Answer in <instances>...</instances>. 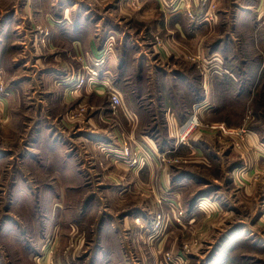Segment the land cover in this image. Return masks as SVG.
<instances>
[{
    "label": "crops",
    "instance_id": "1",
    "mask_svg": "<svg viewBox=\"0 0 264 264\" xmlns=\"http://www.w3.org/2000/svg\"><path fill=\"white\" fill-rule=\"evenodd\" d=\"M0 1L3 3L0 17L4 16L0 20V73L5 71L11 48L17 53L13 61L14 78L8 83L14 87L10 103L14 102L15 113L20 116L29 110L36 116L34 131L44 129L48 130L47 134L54 131L48 142L53 147H61L60 158L63 156L73 162V172L69 183L53 186L58 185L69 202L78 196L86 201L84 210L72 216L85 223L72 220L69 226L64 218L61 219V212L65 214L67 208L53 200L50 211L55 223L47 225L40 233L35 254L40 255L43 248L51 250L54 259L61 264H81V260H87V264H164L162 252L168 235L165 231L163 235H156L152 242L149 240L150 215L156 211L169 214L175 210L168 202L171 189L168 169L164 165L157 171L154 165L158 155L162 162L167 154L173 153L182 163L204 164L208 168L217 166L225 172L228 168L233 180L238 179L241 184L244 180L250 181L249 178L258 172L264 173V127L252 129L258 124L256 122L240 126L245 112L238 124H233L235 121L231 122L226 116L243 100H246L244 109L246 105L248 108V98L254 100L258 87L264 85V0H139V7L131 5L133 0H22L12 7L11 13H8L5 0ZM18 17L47 27L48 46L38 43V38H43L42 31L30 36L24 24L16 26ZM231 17L233 31L228 30L224 39L221 37L216 43L212 42L211 48H206L204 39L216 31L215 27L205 33L202 30ZM130 19L150 20L156 30L163 31H139V38H134L133 32L124 27ZM240 19L250 31H238ZM10 25L11 28L15 25L13 31L21 30L13 35V46L9 45L13 42L12 35L4 33ZM141 32L145 35L156 33L157 41L162 44L158 42L149 51ZM110 36L117 40L112 50L108 43L104 44ZM130 48H133L131 53ZM99 50L109 51L101 67L95 65ZM236 51L240 52L239 59L234 57ZM151 54H157L160 63L156 59L152 61ZM212 54L223 58V64L217 63L221 74L215 73L213 63L205 61ZM130 55L136 60L132 66L126 64ZM193 57L196 61H192ZM147 68L157 71L151 74L146 72ZM79 79H83V84L76 87ZM110 87L122 100L113 114L120 127L118 133L129 140L132 148L135 144L142 147L149 157L147 165L137 172L111 154L118 150L121 141L114 137L115 130L101 126L102 118L108 117L111 111L109 106L102 107V100L110 103L107 93ZM76 105L92 107L88 113H96L92 118L85 116L87 125H79L81 129L77 131L76 125L65 123L63 118L57 122ZM194 112L201 123L220 121L231 127L249 128L243 150L235 149L226 137L210 135L201 126L191 128L189 120ZM253 115L257 120V115ZM102 151H109L106 159ZM48 158L50 164H55L54 158ZM99 162L105 163L108 169L99 170ZM40 171L36 173L45 174L44 169ZM55 175L52 172L49 179H55ZM191 175L190 182L195 178L193 173ZM134 177L143 184L139 190L153 194L158 209L132 202L130 206L116 209L114 214L113 208L104 201L129 194L136 184L127 185L128 180L133 181ZM187 177V174L175 176L174 186L186 185ZM46 186L51 194L57 193L51 185ZM95 192L99 194V201L87 203L88 197ZM248 192L252 190L248 191L246 186L245 194ZM209 195L217 199L213 198L215 200L208 205L209 210L214 211L220 195L217 191ZM222 197L220 203L228 205V197ZM197 208L191 205L190 212ZM92 214L103 215L106 222L91 223ZM189 219L188 224L192 225L195 218ZM14 243L13 252H20L10 255L6 249L5 253H0V264H34L33 251L22 248V235L21 240ZM71 245H75L72 250Z\"/></svg>",
    "mask_w": 264,
    "mask_h": 264
},
{
    "label": "rangeland",
    "instance_id": "2",
    "mask_svg": "<svg viewBox=\"0 0 264 264\" xmlns=\"http://www.w3.org/2000/svg\"><path fill=\"white\" fill-rule=\"evenodd\" d=\"M5 2L8 13H11L13 11L12 7L15 8L21 4L22 0H5ZM131 5L139 7V0H133ZM2 6L3 3L0 1V7ZM141 11L142 10L140 9L139 13ZM3 17L4 16L0 17V20H2ZM18 18L19 20L16 26L24 24V28L29 31L28 35L30 36L33 35V32L35 31H42L43 38H38V43H43L45 46H48V38L50 35L47 27L35 22H33L34 24H31L33 20L30 19H26L25 21L22 20L21 17ZM128 21L129 23H124V27L133 32L134 38H139V31H163L156 30L150 20L134 21L130 19ZM183 21V25H185L186 21ZM233 22L232 17L230 20L221 19L216 26L211 28L208 27L207 30H202L205 33L206 31H212L215 27L214 31H216V33L209 35L204 39V44H207L206 48H211L214 43L213 41L216 43L221 37L224 39L225 32L228 30L233 31ZM11 26L12 25L8 26V29L4 31V33L10 36L12 35L10 40L13 41V35L16 31L21 30L13 31L12 29H15V25L12 28ZM237 29L238 31H250L243 19L238 21ZM30 32H32V34H30ZM141 35L146 39L144 46L145 48H149V51L153 49V45H156L159 42L157 41V37H155L156 33H154V35L149 33L145 35V33L141 32ZM116 42V38L110 36L104 44L106 45L108 43L112 50L116 45ZM13 43L14 41L9 45L13 46ZM159 43L162 44V42ZM11 49L12 51L6 58L8 61H5L6 66L4 68L6 74L4 73L5 71L0 73V253H5L7 249L10 255L18 254L20 250L13 252V247L16 245L14 241L18 239L21 240L22 235V248L33 251L32 258H36L38 255L35 254V252L38 251L36 240L47 225L52 226L55 223L50 211L53 200H57L62 207L67 208L65 214L64 212H61V219L64 218L65 224H68L69 226L72 223V220L76 221L72 216H74L75 213L79 214L81 210H84L86 201L84 202L82 196H78L69 202L68 197L63 194L64 191L60 190L58 185L53 186V184L58 183H69L72 179L73 172L71 168L73 162L67 160V158L63 156V159L60 158L61 152L59 149H61V147H53V145L48 142L52 136L51 133L54 134V131L52 130L53 132H49L48 134L46 132L48 130L44 129L41 132H39V130L34 131L35 125H33V122L34 119H36V116H34L30 110L26 112L22 110L24 111L22 112V115L24 116H20L19 113H15L14 102L10 103L14 87L10 86L8 83H11L14 78L15 69L13 61L17 54L14 52L13 48ZM108 50L110 51V49ZM108 50L105 51L109 52ZM131 52H133V48H130V53ZM101 53H103V51L99 50L95 57L100 58L102 55ZM239 53L240 52L238 51L234 52V57L239 59ZM155 55L157 54H151L150 58L152 61L153 59H156L157 63H160L157 59L158 57ZM18 56H20V54H18ZM128 57L126 64L132 66V64L136 62L135 57L133 55ZM104 59L106 61V58ZM192 61H196V58L193 57ZM205 61L207 63H213L215 68H217V65L219 66V64L215 63L224 62L222 56L219 54H212L206 57ZM104 63L101 64L100 67L104 65ZM198 70L199 72L202 70L201 65H199ZM155 71H157V69H152L150 71L148 68L146 69V72H150L151 74H154ZM81 80L83 81V79L78 80V84ZM263 88L264 85L262 84L258 87L259 91L254 100H249L248 98L246 103L248 104V108L246 105V108L244 109L246 100H243L237 104L239 107L234 108L233 112L226 114V116H228L227 118L230 121L234 120L235 122L233 124H238L242 118V113L245 112L246 115L242 118V121L239 124L240 126L256 122L258 124L252 127V129L260 130L263 128ZM107 91L109 98L110 93L114 90L110 87ZM108 103L106 99L102 100V107L108 108L109 106L111 111L108 117L102 118V121L104 122H101V126L110 127L112 131L115 130L114 137H116L119 142L121 141V144H118L120 145L118 150H113L111 154H114L116 159L123 162L128 169L137 172L139 168L142 169L147 165L146 159L149 157L146 153L142 152V147L135 144L134 149L137 150V156L142 159L144 158V161L139 165L136 164L135 167H130L128 163H126V160L121 158L122 144L127 143L130 146V143L122 133H118L121 132L119 131L120 127L116 119L114 120L113 118V114L117 112L120 106L116 110H113L111 104ZM91 108L89 109V107L85 105H76L68 115H63L61 118L57 119V122L63 118L65 123L68 122L76 125L75 130L77 131L78 129H81L79 125L81 127L87 125V120L84 121L85 116L92 118L96 115L93 111L92 114H89L90 110H92ZM253 114L257 115V120H254ZM239 118L240 120L238 121ZM110 120H112V122L109 124ZM218 124H223L231 133H233V130L243 131L244 138H242L244 140L242 141L241 148L237 146L236 142L238 139L242 140L239 136L237 137L234 134L221 133L211 129L210 126ZM200 126L209 132L210 135L221 136V138L226 137L235 149L239 151L243 150L246 130L248 131L249 128L231 127L220 121L215 123L199 122L198 127ZM73 133L74 131H72V134ZM57 137L58 136H56L55 139H57ZM60 140H63L62 137H60ZM102 152L104 159H106L109 151ZM167 155L168 156L164 162L161 161L162 158L158 155L156 160L157 163L154 162V165L157 171L160 170V168L163 169L164 165H166V168L168 169L170 177L169 183L171 186L168 194V202L172 205L175 211L173 210L174 213L171 212L169 214L156 211L150 215L152 229L150 231L149 239L152 242V239H154L156 235H163L166 231L168 239L166 240L162 252L164 264H264V173L258 172L254 177L251 176L249 178L250 181L244 180V183L241 184L238 179H236L237 182L233 180L228 172V168L225 172L223 170L220 171L217 166L208 168L204 164H186L182 163L180 159H177L173 153ZM48 157L54 158L55 164H50ZM233 161L237 162V160ZM56 166L58 169H56ZM97 167L102 171L108 169L103 162H99ZM178 168L182 169L184 172L178 170ZM40 169H44L45 171L43 172H45V174L36 173L41 172ZM92 169L95 170V166H93ZM52 172L56 174L55 179H49V174ZM191 173H193L195 178L190 182V178L192 177ZM184 174L189 176L186 178L188 183L186 185L174 186L175 176L179 178L180 175ZM157 178L158 175L156 179ZM154 179L155 177H153V181ZM52 180H54V182L49 183ZM111 180L112 179L109 177L108 181ZM128 181L129 184L127 185L131 186L133 183L134 185L136 184L134 190H131L127 195L118 197L119 199L115 196L114 198H106L104 201L108 207L111 206V208H113L114 214L117 213L116 209L130 206L132 202L136 205L145 204L148 208H152V210H155L154 207L158 209L156 206L158 205V202L155 201L153 194L150 195L149 193H144V191L139 190L143 185L140 179L134 177L133 181ZM255 183L256 186L253 187V184ZM46 185H51V189L57 193H52L54 195L52 196L51 192L46 190ZM246 186L248 191L252 190V192L245 194ZM112 187H114V185ZM214 191H217L220 197H217L219 201L218 204H216V210L213 211L209 210L208 205L210 204L209 202H212L211 200L213 198L216 199V196L209 195V193H213ZM97 193L98 192H95L92 194L93 196H89L87 203L90 204L92 202L96 203V200L99 201V194ZM221 194L228 197V205L223 206L220 203V199H223ZM257 203H259L258 209ZM191 205L197 206L198 210L191 213ZM191 216L195 218L192 225L188 224V221L190 220L189 217ZM89 220L91 223L96 224L98 222H106L103 219V215L101 216L99 214L90 215ZM89 220H87V222ZM76 222L81 224L85 223V220H77ZM167 225H171V227H167ZM74 246L75 245H71L70 250H72V247ZM144 251H147V249H144ZM45 253L46 255L48 254L52 263L61 264V261L54 259L51 250L46 251V249L43 248L40 255L42 256V254ZM33 254L35 255L33 256ZM33 261L35 264L36 262L34 259ZM81 261L83 264H87V260Z\"/></svg>",
    "mask_w": 264,
    "mask_h": 264
},
{
    "label": "built area",
    "instance_id": "3",
    "mask_svg": "<svg viewBox=\"0 0 264 264\" xmlns=\"http://www.w3.org/2000/svg\"><path fill=\"white\" fill-rule=\"evenodd\" d=\"M106 53H107V51H103V53H101L102 54L101 57L96 58L95 65L100 66L101 64L104 63V61H105L104 58H106ZM215 64H217V63H215ZM210 65H212V63H210ZM214 71L216 74H221L220 71L218 72L217 68H214ZM214 71H213V73H214ZM82 83H83V81L81 80L80 83L76 85V87H80ZM109 100H110L111 108L113 110H116L122 104V100H121L120 96L115 91L110 93ZM194 119H196V121L199 120L198 116L195 112L192 114V116L190 117V120H189L191 128L199 125V121H198V123L195 126H192ZM210 127H211V129L219 131L221 133H230V134L236 135L237 137L239 136L240 139H242V140L238 139L236 142H237V146L241 148L242 141L244 140L243 139L244 138L243 137V131H240V130L234 131L233 130L232 131L233 133H231L227 128H225V126L223 124L213 125ZM134 147L131 148L127 143L122 144V147H121L122 148L121 158L125 159L126 163H128V165L130 167H135L136 164L139 165L141 162L144 161V158L142 159V158L137 156V152H136L137 150H135ZM142 152H143V150H142ZM34 260L38 264H54V263H52L51 259L48 257V254L46 255V253L42 254V256L37 255L36 258H34Z\"/></svg>",
    "mask_w": 264,
    "mask_h": 264
},
{
    "label": "bare ground",
    "instance_id": "4",
    "mask_svg": "<svg viewBox=\"0 0 264 264\" xmlns=\"http://www.w3.org/2000/svg\"><path fill=\"white\" fill-rule=\"evenodd\" d=\"M198 123V121H196V119L193 120L192 126H195ZM97 141V140H96Z\"/></svg>",
    "mask_w": 264,
    "mask_h": 264
}]
</instances>
